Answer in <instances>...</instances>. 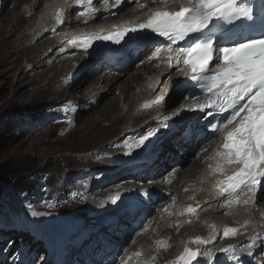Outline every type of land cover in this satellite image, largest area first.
I'll use <instances>...</instances> for the list:
<instances>
[{"label": "rangeland", "instance_id": "1", "mask_svg": "<svg viewBox=\"0 0 264 264\" xmlns=\"http://www.w3.org/2000/svg\"><path fill=\"white\" fill-rule=\"evenodd\" d=\"M4 1L5 0H0V3ZM42 4L43 0H31L28 4L25 2L21 6L22 14L19 10H16V12L11 14L9 21H4L3 24H0V37L3 35L2 38L7 41L9 37L8 43L11 44V46L17 45L21 48H31L32 46L27 44L24 31L30 24V17L35 15ZM15 6H17V1L10 0L7 4V10L11 11ZM29 6L30 8L39 6V8L34 11V13L26 15ZM6 15L7 14H4L2 16ZM6 18L8 19V17ZM41 43L33 47L35 49L33 53H29L30 59L35 56L34 54L41 57L44 63L43 66L42 63L34 64L31 61H27V52L22 50V54L18 60V67L12 72V77L8 70H5L4 73H0V123H4V125H0V166L10 169L9 176L18 174L23 182L32 187L30 191L16 195L11 179L0 183V228L7 227L5 225L4 215L16 218L10 220L13 225L9 230L0 231V239L4 238L6 241H9L5 251L10 250L16 256L18 264L25 253L28 252L29 247H26L22 251L17 244L21 242V245H24L25 242H28L32 247H37V252H40V248L45 250L47 241H50V239H47V241L45 240V236L41 232V226L51 225L55 229L53 232L54 235L52 236L54 238H51V242H54V244H50L49 246L51 249H57L56 254L59 253L60 242L67 243L72 258L69 264H92L94 260H98V255L101 254V252L96 254L99 251L97 245L93 242L91 244H86L85 247L87 251H85V253H82V248L84 247V241L91 239V233L97 226L95 221L98 219H94L92 215L83 219L82 213L85 212L84 210H80L78 207L74 206H70L69 209L63 206H53L52 202L59 198L65 191L66 185L74 181L77 177L91 174L94 177L97 176L98 185H103L109 173H119L122 169L132 170L134 167L133 164L129 162L130 160L123 162L115 160L109 161L110 158L107 153L102 155L96 151H113L115 149L117 146L116 140L119 137L118 134L123 127L122 124L119 123L124 122L120 118L124 117L125 114H129L123 111L124 107L129 105V102L126 100L125 94L120 92V84H116L114 88L112 87L110 89L112 92L99 100L103 89H97V85L94 86L92 84L93 86H91L89 83L103 71H111L104 74V79L107 80L109 84L114 83L115 77L120 76V74H131L136 68L133 67L132 63L127 65L124 69H108L101 66L94 68V65L89 66L88 62L84 60H79V62L71 64L70 66L65 63L64 65L59 64L58 62L53 71H49V74L47 73L50 77L47 87L53 94L32 96L30 95L31 92H29L14 103H7V100L10 98V92L8 91L10 77L12 82H14L21 67H23L24 71H29L30 73L37 72V76L42 75V68L54 67L46 65L47 61L44 59L51 52L53 43H48L47 45H45V43L41 45ZM99 76L102 77L103 75ZM66 78L68 79L65 80ZM165 81L166 80H164V82ZM62 84H66L67 86L64 87ZM86 85L91 86L89 87V89L92 90L90 97L97 96L94 102L93 99L87 97L88 95L85 96L87 98L83 100L79 99L82 97L79 92H81V90L83 91ZM29 91H31V89H29ZM130 94H137V89L133 88ZM132 98H134V95H132ZM114 99L119 102L117 103ZM124 99L126 101H124ZM139 99L140 98L134 100V104L130 108L131 113H136L138 111ZM96 101L98 105H96ZM173 104L172 102L170 106ZM159 106L160 105L155 106L153 104L150 107L151 111L148 118L152 116L155 110L159 109ZM86 107H89V109ZM72 120L77 121L76 126L70 131H61V129ZM137 123L138 121H135L132 124L133 127H135ZM177 132L173 137L174 140L181 138V135H179L180 129ZM34 136L36 137L34 138ZM29 137L31 138L29 139ZM171 148L170 152H174L173 148ZM187 148L188 151L194 152L195 154L198 152V149H200L190 142L187 143ZM163 158L164 155H162L160 159ZM145 166L146 164L142 163V168ZM168 166H172V164ZM28 168H30V170H28ZM152 171L154 172V170ZM201 171L202 169L200 172ZM114 182L115 179L111 181V183ZM190 182L189 178L180 179L175 188V195H187V189L189 185H191ZM105 186L107 187L109 185ZM100 189L101 187L95 186L90 191L93 192L90 196L93 197L96 191ZM126 190L124 191L126 192ZM126 194L127 193H124L123 197ZM138 195L139 192H137V198ZM175 195H172L171 198L174 199ZM24 203L33 206L34 209H44L46 213H41L42 215L37 216L35 220L31 215L34 209L27 210L22 208ZM122 204L123 202L121 205ZM99 208L100 206L95 205L92 210ZM176 208L177 207H175V209ZM119 210L120 209H117L114 213ZM262 211H264L263 208H261V212ZM172 213L177 214L178 211ZM172 213L169 214L172 215ZM105 216V214H102L99 219ZM208 220L212 219L208 218ZM183 223L185 222L183 221ZM80 226L87 227L78 230ZM214 230L215 229L207 230L203 241L208 243V240L212 238L214 234ZM9 234L12 236L9 237ZM215 234H218V231ZM262 235H264V231L255 233L254 240L259 243L261 254H264V241H262ZM71 247L74 248L71 249ZM220 247L221 245L219 244L212 246L210 248V253L213 251V253H217ZM77 251H80V254L77 255L78 257L74 258V252ZM48 254V251L45 252V256L40 261L48 259L46 257ZM111 257H113L114 260L116 254H111ZM149 260L150 257L146 256L143 258V263L147 264ZM250 261L253 262V264H257L255 257ZM161 263L160 260L152 262V264ZM3 264L9 263L6 262ZM49 264L55 263L50 262ZM193 264H196V260L193 261ZM204 264H208V262ZM216 264H230L228 256L221 253ZM238 264H245V261L240 260Z\"/></svg>", "mask_w": 264, "mask_h": 264}, {"label": "bare ground", "instance_id": "2", "mask_svg": "<svg viewBox=\"0 0 264 264\" xmlns=\"http://www.w3.org/2000/svg\"><path fill=\"white\" fill-rule=\"evenodd\" d=\"M16 1H17V6H15V8L12 9L11 11L7 10V4L10 2V0H5V2L0 6V24H3L4 21H9L11 14L16 12V10H19V12L22 14L23 12L21 10V6L25 2L26 4L31 2V0H16ZM137 3H141L140 5H142V0H140ZM30 9L31 8L29 6V10ZM116 9H118V7L113 9V12L109 15L114 14ZM130 9L133 8L130 7V5L128 4L127 11L125 12L123 11L124 12L123 16H121L119 19H114V23L116 26L120 27L122 25H132L133 23L130 21H133L139 15H142V18L146 17V14L143 12L142 7H140L137 11H135L136 13L132 17H129V14L131 13ZM165 9L166 8H163L160 4H158L155 7L154 12L164 11ZM4 14L7 15L2 16ZM6 17H8V19ZM107 17L109 16L101 15V17L95 18L93 20V23L103 24L102 21H104V24H107L108 22L111 21V19ZM113 17L114 16H112L111 18ZM35 22H36V18L30 23L29 30L27 32H24L27 44L29 46H32L31 48L28 47L21 48L17 45L11 46V44L8 43L9 37L7 41L6 39H3L2 38L3 35H1L0 73H4L5 70H8L10 72L9 74L12 77V72L14 71V69L16 70L18 67V60L22 54V50L27 52L26 54L28 56L27 61H31L34 64L42 63L43 66L44 63L41 57L34 54L35 56H33V58L30 59V53H29V52L33 53V51L35 50L33 47L38 46V44H40L41 42H42L41 45L44 43L45 45H47L48 43H53L52 50L50 49L51 52L49 53L48 56H46L48 58L45 57L44 59H46L47 61L46 65L54 66V67L42 68L43 69L42 75L41 76L38 75L39 77L37 76V72L30 73L29 71H24L23 67H21L14 82H12L10 77V81L8 83L9 84L8 91L10 92V98L7 100V103H14L18 101V99L23 97L24 94L29 92H31L30 95L32 96H38V95L44 96V95L53 94L52 92L49 91L50 89H48L47 87L50 81V77L47 75V73L49 71H53V69L56 67L58 62L59 64L64 65L65 63L69 66L71 64H75L79 62V58L77 56H72L73 54H71V52L65 51L63 53L62 48L64 49L66 47L62 39L59 37L57 38L58 33H53L50 30V28L47 25H43L42 22H39L37 25H35ZM31 30H33L34 33L31 39L28 40V36L31 34ZM175 51L176 49L173 48V53H175ZM100 60L101 58H95L93 60H85V62L87 61L88 65L90 66L99 63ZM173 61L174 63L176 62L174 59ZM101 67L107 68V66H101ZM109 72L111 71L100 72L99 75H103V76L102 77H100L99 75L96 76L89 84H91V86L97 85L98 86L97 89L100 88L103 89L101 91V96L99 100L108 96L112 92V90H110L112 87L114 88L116 84H120L121 86L120 92L125 94V97L127 98L126 100L129 102V108L123 109L124 112H127L129 114L127 115L125 114L124 117L120 118L124 122L119 123L122 124L123 127L121 129V132L118 134L119 137L116 140L117 146L115 147V149L121 148L125 145L126 146L132 145L136 143V141L139 138H142L144 135L151 133L152 135L149 141L146 142V146L139 149L133 148L130 151L131 153L148 151L149 154L154 155L155 153H152L153 149L149 148V143L152 141L153 136L162 132L163 129L162 126L158 123V121H154V118L156 114H161L165 112V108L163 107L164 101H161L158 104H154L152 103V101L156 100L157 97L165 94L167 89H169L166 100L167 104L174 102L176 98L179 100L180 99V97H178L179 92L177 93L178 90L176 86L179 85V89H182L181 77H178L177 73L173 75L176 82H174L172 87H171L172 82L168 84L167 81L164 82L163 80L160 83L158 81L155 82L153 80H150L149 81L150 84L147 85L146 82L148 81V79L146 78L143 79L138 73V71L133 70L131 74L130 73L120 74V76L115 77L116 79L114 83L109 84V82L104 79V74ZM160 77H162V75ZM67 79L68 78H66L65 80ZM87 85L85 86V88H83V91L81 90V92H79L82 95V97L79 99L83 100L84 98L89 97V99H93L94 102L97 96L90 97V93L92 92V90L89 89V87L91 86H87ZM63 86L66 87L67 85L64 84ZM136 87H140V95L137 97V99L141 97H142L141 99H147V97L149 96L152 98V101L148 104L147 107L141 108V111H139L138 113L132 114L130 112V108L134 104V99L132 98L133 94L131 95L130 92L133 90V88ZM147 88L150 89L149 92L147 91ZM29 89H31V91H29ZM114 100L117 103L119 102L116 99ZM126 100L124 99V101ZM97 103L98 102L96 101V105H98ZM150 104H154L155 106L160 105L159 106L160 108L155 110L154 116L152 118H148L150 112L146 110L150 106ZM86 108L89 109V107ZM146 119L148 120V122L142 125L141 122H143ZM135 121L136 122L138 121V123L135 127H133L132 124ZM76 124H77L76 120L69 121V123L66 124L61 129V131L63 132L70 131L76 126ZM127 128H132V130H128ZM35 137L36 136H34V138ZM30 138L31 137H29V139ZM193 143L195 144L196 142ZM209 145L210 144H207L206 146ZM175 146H176L175 149L176 151L174 152L164 151V158H166V160L169 163H149V165L144 168H142V163H132L134 166L132 168V173L129 172L131 170H126V169L124 170L122 169L119 173L116 172L115 174L109 173L108 176L105 178L103 185H98L97 176L94 177L91 174H85L82 177H77L74 181H71L69 184L66 185V189L63 192V194L59 198L55 199L52 202V204L53 206H63L68 209L70 208V206L78 207L80 210L85 211L84 213H82L83 219L88 217L89 215H92L94 219L99 220L102 214H105L106 215L105 217L110 216L115 219L116 218L122 219V217H124L126 213L124 205L123 204L121 205V203L124 201L123 194L126 193L124 190L127 189L126 191H130L129 195L132 196H136L137 192H141L142 193L141 197L150 196L151 193H154L153 196H151L152 201L146 202L149 203L147 207H150V213L145 212L146 208L144 206L138 207L134 211L135 216L132 215L130 216L131 221L128 223H126V221H123L125 222L124 226L120 228V230H122L123 232L125 231L126 228L132 229L133 227L132 222L138 217L139 226L135 230L140 229V224H142V229L140 230L139 233L140 235H138L135 238V241L138 244L141 241V239H145L146 245L143 247L141 251H136L135 243L134 244L131 243L129 247L126 246V241L130 239L129 237L130 233H129L126 239H123L120 242L115 243V245H117L115 248H117V252L119 253V256L125 257L124 261H118L117 264H144L142 259L146 256L150 257V260L147 264H152V262L155 260H160L162 262L161 264H177V257L180 256V254L183 252L185 247L191 248L193 250L199 249L200 252L202 253H210L211 252L210 248L218 244L221 245V248H226L230 245L234 247L235 255L238 257V260L231 259L232 262L233 261L237 262L242 259H246L248 261V264H252L253 262H251L250 260L253 257H255L256 261H258L259 259H263V264H264V255H260L259 250L255 249L254 246L252 245L253 244L252 239L254 234L257 232H261L262 231L261 229L253 227L251 229V232L247 235L243 234L242 232L243 230L236 229L237 230L236 234L230 235L229 237H224L222 234L226 227L218 226L215 228L216 225L221 223V220L224 221V219H222L221 209L223 208L221 207V205L225 202V198L222 199L219 195L218 196L215 195V191L217 190H215L212 184H210L211 182H213L214 179L213 177L210 178L208 177L215 165L213 163L214 158L211 156V161L205 163L206 165L204 167L202 166L203 165L202 156L206 152L208 153V151H210L209 148L202 146V150L198 152L197 156L195 157V154L187 151V148L185 147L186 144H184L183 142L177 141L175 143ZM96 151L103 155L105 153L110 152L111 150H105V151L96 150ZM179 159H181L182 162L176 163ZM220 163H222V161H220ZM167 164L168 165L173 164L174 166H179L177 174L172 176L170 179H168V182L165 181L163 178H165L166 174H168L172 166L168 172L160 175L159 177H155L156 175L162 173V171L167 167ZM209 164H212L211 167L208 166ZM162 165L163 167L160 169ZM153 167L155 173H153L150 176L149 172ZM201 167H203L204 170L199 172ZM142 177L145 178L154 177V178H149L145 181L138 182L137 180ZM182 178L184 179L195 178V180H197L196 187L189 189L192 190L191 194L189 193L185 196H183L182 194L175 195V188L177 187L180 179ZM113 179H115V182L111 183ZM105 185H109V186L106 187ZM95 186H99L101 187V189L99 191H96L94 196L91 197L90 195L93 192L90 191ZM165 188H167V190H164ZM172 195H175L174 199L171 198ZM95 205L100 206V208L96 210H92V208ZM175 207L177 208L175 209ZM188 207H192L196 209V211L194 213H187L186 209ZM260 207L264 208V196H261V198H258V200L256 201L255 208L258 210V208ZM22 208H25L27 210L34 209L33 206L27 203H24L22 205ZM117 209L120 210L114 213ZM33 211L43 214L46 213L44 209H34ZM174 211H178V213L177 214L172 213ZM169 213H172V215H170ZM208 218L212 219L211 223H208ZM34 219L36 220L37 217H34ZM244 219L245 217L242 218V220ZM183 221L185 223H183ZM253 221L255 225L259 223L264 224V213L253 212ZM104 225L105 223H100L98 227ZM41 227H42L41 232L44 234L45 240L47 241V239H50V241H47V245L49 247L50 244H54V242H51L52 240L51 238H54L52 236L54 235L53 232L55 229L51 225H47V226L42 225ZM86 227L87 226H80L78 230L84 229ZM214 228L219 233V236L216 238L215 241L208 242L205 244L192 243V241L197 237L203 240L207 230H211ZM101 231L102 229H94L93 232L91 233V238L96 240V242L100 241L102 238ZM28 244H29L28 242H25L23 246H27ZM6 246H7L6 239L4 238L0 239V252L3 250V248H6ZM73 248L74 247H71V249ZM97 248L99 252H101L100 260H94L92 264H94L95 261H99L100 262L99 264H110L111 261L107 256L111 255L112 254L111 252H113L114 249L109 248L108 246H101V245H97ZM45 252H47L46 249L45 250L42 249L40 252H37L35 249H33V251L28 250L29 256L27 261L26 262L20 261L18 264H46L47 261L51 260V256H49V258L46 260L40 261L45 256ZM103 252H105L104 255ZM249 252L251 253L250 255ZM66 259L69 261L70 257L66 256ZM52 260L54 259L52 258ZM211 261L212 260L208 262L210 263ZM205 262H207V257L204 255L199 256L196 259V264H204ZM213 262H217V260L215 259Z\"/></svg>", "mask_w": 264, "mask_h": 264}, {"label": "snow or ice", "instance_id": "3", "mask_svg": "<svg viewBox=\"0 0 264 264\" xmlns=\"http://www.w3.org/2000/svg\"><path fill=\"white\" fill-rule=\"evenodd\" d=\"M80 2L81 0H77V3ZM92 3L93 0H87L89 6ZM104 3L107 4V0H104ZM63 15L57 11L55 17L57 25L63 22ZM213 22H219L217 29L227 34L226 39L233 41L232 46L221 48L219 40L207 34ZM228 28L232 29L231 33H228ZM144 29L151 30L156 36L164 37L169 42L167 47L156 48L149 59L157 57L161 52L168 54L169 67L173 66L171 63L173 59L179 71H184L179 65L187 66L192 74L191 82H194L203 93V96L197 94L185 96L192 103L186 108L163 116L158 123L167 127L168 121L185 111L203 113L209 109L211 111L207 112V117H212L229 113L230 110L219 123L205 125L199 121L190 122L180 130V135L187 142H200L208 137L209 127L213 133H218L229 125H234L224 136L222 153L217 155H222L227 164L238 165V169L222 182L219 194L225 197L228 206L240 203V197L249 193L251 195L243 200V203L256 202L260 196H264V0H259L258 5L247 7L241 6L238 0H191L189 6L180 5L175 11H155L146 21L138 22L135 26L115 33L98 34L80 41L73 40L70 43L91 55L88 50L94 48V40L121 45L129 33H138ZM190 36H195L192 45L180 47L173 53V46ZM97 54L101 58L107 55L101 50H97ZM217 61L219 63L214 68L213 64ZM167 96L166 91L152 103L166 102ZM207 117L201 119L206 120ZM151 135V133L144 135L134 145L128 147L139 149L146 146ZM124 154L131 155V152ZM221 170L220 167L217 168V171ZM138 207L139 204L133 202L127 211L133 212ZM195 211L196 209L192 207L186 209L187 213ZM31 215L37 217L42 214L32 211ZM236 232V229L225 228L223 236L229 237ZM192 243L207 242L197 237ZM219 253L226 254L229 259L238 260L231 245L218 249L217 253H202L199 249L185 247L177 257V264H192L199 256L212 258L218 257ZM110 264H115V260Z\"/></svg>", "mask_w": 264, "mask_h": 264}, {"label": "trees", "instance_id": "4", "mask_svg": "<svg viewBox=\"0 0 264 264\" xmlns=\"http://www.w3.org/2000/svg\"><path fill=\"white\" fill-rule=\"evenodd\" d=\"M0 125H4V123H0ZM9 170L3 168V166H0V183L3 181H6L8 179H11L12 184L14 185V189L16 192H22L28 190L27 183L23 182V180L19 177L18 174H15L14 176H9ZM30 170V168H28Z\"/></svg>", "mask_w": 264, "mask_h": 264}]
</instances>
